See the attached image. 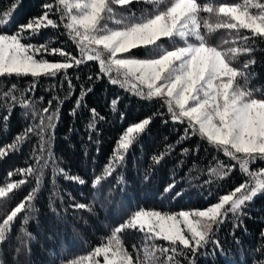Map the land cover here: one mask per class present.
Masks as SVG:
<instances>
[{"label":"snow or ice","instance_id":"6c2138e0","mask_svg":"<svg viewBox=\"0 0 264 264\" xmlns=\"http://www.w3.org/2000/svg\"><path fill=\"white\" fill-rule=\"evenodd\" d=\"M137 4L148 5L150 9L146 7L137 15L134 10ZM18 7L19 3L12 0L11 11L0 10V79H32L24 88L14 82L5 86L0 101V135L10 132L17 107L27 123L10 143L0 145V160L22 151L33 137L38 139L28 157L34 163L9 171V179L0 186V210L8 207L7 201L15 195V190L32 183L29 178H34L35 185L0 217V246L8 241L19 220L18 232L23 237L18 235L17 238L21 246L30 251L24 238L34 237L25 226L34 219L31 212L45 180V170L52 171L53 195H58L57 177L81 186L89 184L83 176L73 175L71 170L63 168L62 158L53 151L54 130L63 100L54 96L47 101V107H38L44 97L37 100L28 95L36 91L41 78H47L60 81L61 87L67 81L71 97L76 86L68 70H78L88 62L98 66V71L87 77L88 82L107 79L110 85L140 100L160 105L151 115L132 122L123 130L99 172L95 159L91 160L93 196L103 195L104 185L113 179L115 183L109 185V194L124 192L127 181L123 170L130 162L129 154L157 119L165 126L169 123L177 126V138L167 143L168 137H164V148L151 157L153 166L161 165L179 147L181 159L176 161L175 168L180 169L190 156L199 154L201 143L206 142L217 156L212 157L206 173L208 178L203 184L219 187L237 172L240 182L224 194L217 193L216 202L202 210L178 213L135 210L118 226H108L109 233L87 255L68 259L63 252L59 253V264H199L200 257L211 254L209 246L213 250L223 249L217 234L225 223L231 224L229 234L240 243L235 231L242 229L247 234L245 220L253 218L250 208L264 197V88L250 84L257 75L250 71L256 64L252 54L260 50L257 46L264 42V0L232 3L224 0H54V3H42L41 14L6 32ZM61 28V35L67 36L76 54L53 46L54 38L43 43L32 42L43 30ZM141 49L145 53L143 57L136 54ZM46 56L63 59L50 60ZM243 56L252 58L238 66ZM55 88L53 84L52 89ZM92 91V87L81 84L80 95L69 110L70 117L76 116L81 108H87L85 97ZM119 102V96L113 98L109 108L124 120L125 114L118 112ZM87 110L86 144L98 145V124L106 122L107 116L94 107ZM194 137L199 138L195 147H185ZM220 153L227 161L218 158ZM83 155L87 163L88 148ZM177 174L174 172L171 182L163 188L161 202L166 198H182L185 194L183 190H176ZM13 176L22 178L11 180ZM144 179L149 180L150 175L146 174ZM67 195L73 201L68 208L95 215L94 201L76 202L71 193ZM212 195L214 193L209 191L208 196ZM60 199L63 202L64 197ZM49 208L59 216L51 197ZM78 219L84 226L88 225L83 216ZM129 231L142 234V239L133 243L131 249L122 239ZM258 239L264 242V229ZM157 241L166 242V246ZM20 251L21 247H17L16 252ZM253 251L264 256V244H258ZM259 264H264V258Z\"/></svg>","mask_w":264,"mask_h":264},{"label":"trees","instance_id":"16d2710c","mask_svg":"<svg viewBox=\"0 0 264 264\" xmlns=\"http://www.w3.org/2000/svg\"><path fill=\"white\" fill-rule=\"evenodd\" d=\"M12 0H0V10L7 9L11 11L10 4ZM19 7L16 9L12 24L6 32L12 31L19 24L26 23L30 17H35L41 14V5L44 2H53L54 0H16ZM224 2H239V0H224ZM149 8L148 5L137 4L134 10L137 15L144 8ZM2 15V12H0ZM60 30H43L37 40L33 43H43L46 39L54 38L53 46L62 47L67 51H73L74 45L68 40L66 35H61ZM221 34H224L221 30ZM227 38V37H226ZM167 46V45H165ZM256 52L252 56L256 59L250 71L257 75L250 81L251 86L264 88V42H261ZM136 54L140 57L145 55L144 51L137 50ZM50 60H60L62 57H49ZM252 57L243 56L238 60V66L245 59ZM69 76L73 84L76 86L74 94L68 96L67 81L63 82L61 87L60 81L41 78L38 87L34 93H30L33 99L41 96L43 101L38 102V107H47V101L54 96L63 100L60 109L59 121L54 130L53 136V151L58 158H62L61 166L71 170L73 175L79 174L89 184L79 185L71 181H65L62 177H57L56 192L58 195H53V186L51 183L52 171L45 170V180L41 185V191L36 199L35 207L32 209L31 215L34 219L30 220L25 227L31 233L32 239L24 238L30 247V251L21 246L18 235L23 237L22 233L18 232L20 221L18 220L10 237L6 243L0 246V264H52L55 260L59 264L60 255L63 252L66 258L72 259L79 255H87L93 247L97 246L101 239L109 233V227L118 226L129 214L140 208L146 210H163L170 213H178L181 210L192 211L202 210L210 204L216 202V194H224L233 186L240 182V176L234 174L230 179L224 180L219 187L213 184L211 187L204 185V179L208 178L207 168L212 162V157L217 156L215 149H212L206 142L201 143L198 155L190 156L184 166L180 169L175 168L176 161L181 159L178 147L172 156L168 157L161 165L153 166L151 157L153 154H158L165 146L164 137H168L167 143H172L177 138L176 127L169 123L167 126L162 124L159 119L155 120L151 125V130L142 137V142L138 143L131 150L128 160L123 170L124 177L127 183L124 185V192L113 191L108 192L110 184H114L115 180L109 181L104 185V194L93 196L91 194L90 180L92 163L94 158L96 161L95 167L97 172L101 169L110 154L113 152L118 136L122 134L132 122L141 120L148 115H151L160 108L158 103H149L138 99L135 96L128 94L122 89L112 86L107 79L102 81L88 82L87 77L94 75L98 71V66L95 62H88L80 68L68 70ZM79 77V79H77ZM31 77L8 81L0 79V101L3 100L2 92L6 85L17 83L19 87L24 88L31 82ZM55 84L56 88L52 89ZM84 84L87 87H92L93 91L85 97L87 108L81 110L74 117L68 115L69 110L75 104V98L80 95V86ZM119 96L118 112L125 114L126 119L120 120L118 113L111 112L109 108L110 101ZM67 97V99H65ZM56 102H53V110H55ZM96 108L102 115L107 116L106 122H99V140L98 145H87V133L85 124L89 119V111L87 109ZM38 122V121H37ZM27 121L23 119V112L17 107L16 112L12 115L11 130L7 135H0V145L10 143L14 135L22 130ZM73 129L69 131V129ZM183 131V128H180ZM95 136V133H94ZM36 137H33L22 149V151L11 154L9 157L0 160V186L9 178L7 173L16 168L27 167L31 148L37 143ZM199 142L198 137H194L191 141L185 143V147L194 148ZM89 149V159L85 162L83 151ZM99 149L97 152L96 149ZM220 160L227 161L222 153L219 154ZM196 162L195 168L193 162ZM154 168V170H153ZM178 173L175 178L179 181L177 191L183 190L185 193L182 198L171 199L166 198L161 202V193L163 188L171 182L173 173ZM150 175L149 180H145L144 176ZM119 175V172L117 173ZM184 178L181 180V178ZM22 177L13 176L11 180H18ZM32 183L24 185L19 190H15V195L7 201L8 207L0 210V217H3L10 207L15 206L28 191L35 185L34 178H29ZM212 191L214 195L208 196V192ZM71 193L75 197L76 202L89 203L95 202V215H90L86 210H73L68 208V204L72 203L67 195ZM60 196H63L61 202ZM53 202V206L59 212L56 216L49 208V200ZM66 209V211H65ZM252 219H246L245 225L248 232L244 234L243 230H236L235 236L239 239L237 243L233 236L229 233L232 231L231 224L225 223L222 229L218 232L217 238L223 245V249L213 250L209 246L210 255L199 258V264H259V261L264 256L255 253L253 250L258 244H264L259 241L258 236L264 229V197L257 199L250 208ZM83 216L88 220V225L84 226L83 221L78 218ZM126 247L131 249L133 243H138L142 239V234L129 231L122 235ZM158 244L166 242L157 241ZM21 247L19 253L16 248ZM226 254V256H225ZM143 252H141V256Z\"/></svg>","mask_w":264,"mask_h":264}]
</instances>
